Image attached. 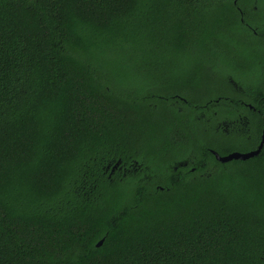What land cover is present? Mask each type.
<instances>
[{"label":"trees","instance_id":"trees-1","mask_svg":"<svg viewBox=\"0 0 264 264\" xmlns=\"http://www.w3.org/2000/svg\"><path fill=\"white\" fill-rule=\"evenodd\" d=\"M251 3L0 0V264H264Z\"/></svg>","mask_w":264,"mask_h":264},{"label":"water","instance_id":"water-1","mask_svg":"<svg viewBox=\"0 0 264 264\" xmlns=\"http://www.w3.org/2000/svg\"><path fill=\"white\" fill-rule=\"evenodd\" d=\"M264 144V128H263V131H262V135H261V140H260V143L258 145V147L254 150H251V151H248V152H238V151H234V152H231L227 155H224V156H221L219 155L217 152L211 150L210 152L212 153V155L215 157V159L220 162V163H226V162H229V161H232V160H241V161H244V160H247L249 158H252L254 156H256L260 150L262 149V146ZM103 239H101L98 243H97V247L101 245Z\"/></svg>","mask_w":264,"mask_h":264},{"label":"flooded vegetation","instance_id":"flooded-vegetation-1","mask_svg":"<svg viewBox=\"0 0 264 264\" xmlns=\"http://www.w3.org/2000/svg\"><path fill=\"white\" fill-rule=\"evenodd\" d=\"M258 1L260 3L261 1V5L264 6V0H252V8L254 10H256V6L258 5ZM257 4V5H256ZM253 22L251 23L250 26H248L247 28L249 29L250 33H252L253 35H258L257 30L258 29H262L264 28V23H259L258 20L255 18V20H252ZM255 74H252L251 76H254ZM248 106L251 108V106L248 104Z\"/></svg>","mask_w":264,"mask_h":264}]
</instances>
